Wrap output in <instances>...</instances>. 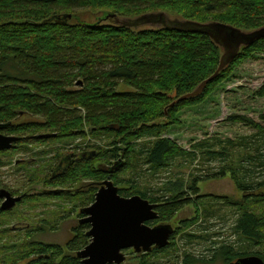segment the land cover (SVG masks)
Segmentation results:
<instances>
[{
  "label": "trees",
  "instance_id": "obj_1",
  "mask_svg": "<svg viewBox=\"0 0 264 264\" xmlns=\"http://www.w3.org/2000/svg\"><path fill=\"white\" fill-rule=\"evenodd\" d=\"M85 9L101 11L94 21H86L78 15ZM159 12L179 20L222 23L245 31L264 26V0H0V124H4L0 133L20 138L10 149L0 151V166L6 163L2 156L19 149L28 151L27 144L84 135L85 128L89 133L113 134L116 141L105 155L86 147L77 154L72 151L39 160L40 166H35L36 158L33 166L30 160L16 163L30 178L44 172L45 181L56 187L72 185L80 181V176L88 177L94 184L88 185L90 190L82 208L94 201L96 186L103 180L117 184L119 167L85 165L93 159L120 157L128 166L135 142L146 137H158L144 154L146 163L155 169L186 155L173 140L159 137L160 133L177 123V111L201 103L228 72L253 54L264 53V37L242 47L199 95L179 100L215 72L222 50L207 34L146 25L142 21L144 16ZM67 14L71 18H62ZM107 14L114 17L98 22ZM106 21L111 24H104ZM120 86L131 90L119 91ZM254 95L264 99V82ZM23 115L39 117L40 121L20 122ZM230 119L252 125L264 136V127L251 119L238 115ZM18 145L24 146L18 149ZM241 178L238 187L243 192L244 205L252 196L264 202V191L252 195L253 190L264 186V180L253 183ZM191 190L197 192L194 184ZM174 192V196L163 200H148L144 193L135 194L158 204V218L148 224L168 221L192 202L183 198L179 189ZM118 193L124 197L133 195L119 188ZM72 195L84 197L79 189ZM235 205L240 214L234 232L259 250L240 252L223 244L209 259H201L203 264L218 260L226 264L247 255H258L264 261V249H260L264 243V213L255 214L245 206ZM7 211L0 210V215ZM194 221L196 218L182 224L188 226ZM88 229L89 224L78 222L65 247L26 241L17 249L15 260L0 264H83L76 252L89 242ZM170 243L161 249L152 248L148 255L167 252ZM148 259L142 257L139 264H154ZM194 262L190 256L182 260V264Z\"/></svg>",
  "mask_w": 264,
  "mask_h": 264
},
{
  "label": "rangeland",
  "instance_id": "obj_2",
  "mask_svg": "<svg viewBox=\"0 0 264 264\" xmlns=\"http://www.w3.org/2000/svg\"><path fill=\"white\" fill-rule=\"evenodd\" d=\"M100 11L85 9L80 10L78 15L83 20L94 21ZM169 16L173 18V15ZM104 24L111 23L106 21ZM263 82L264 53L253 54L232 72H228L201 103L177 111V123L168 125L159 137L173 140L187 154L174 158L166 167L155 169L146 163L145 151L158 137L136 141L128 166L120 157V160H109L104 156L102 160L97 158L85 164L119 167L116 185L130 194L139 192L144 193L148 200H163L174 196V191L179 189L183 198L192 201L178 210L170 220L150 224L172 225L174 232L169 239L172 246L167 252L150 256L127 249L121 264H139L142 257H148L149 262L154 264H182L186 256L195 259L194 264H203L201 259H209L213 251L223 244L240 252L259 250L257 246H249L234 232V224L240 214L236 203L255 214L264 213V202H259L255 196L244 205L243 192L238 187L242 182L241 177L253 183L264 180V136L252 125L230 118L245 116L264 127V99L254 95ZM118 90L129 91L131 88L120 86ZM19 121L33 122L40 121V118L23 115ZM113 141H116L113 134L89 133L85 128L84 135L27 144L28 151H21L19 148L24 145H18V151L2 156L6 163L0 166V188L8 189L15 196L22 195L24 199L0 215V233H3L0 234V262L4 263L7 259L11 261V258L15 260L17 249L26 241L65 247L78 226V210L87 198L85 195L90 190L88 185L94 184L88 177L80 176V181L72 185L51 186L45 181L44 172L30 178L25 175L26 170L23 171L16 163L23 159L30 160L33 166L32 161L38 159L35 165L38 166L39 160L47 161L52 156H62L72 151L77 154L86 147L105 155L112 149ZM118 147L122 146L118 144ZM122 152L119 153L121 157ZM193 184L197 191L195 194L191 190ZM77 189L84 194L83 198L72 195ZM260 191H264V186L253 190L252 195ZM61 193L63 196H49ZM194 218L196 221L188 226L182 224ZM30 233L32 235L28 237ZM260 249H264V243ZM213 264L222 262L218 260Z\"/></svg>",
  "mask_w": 264,
  "mask_h": 264
},
{
  "label": "water",
  "instance_id": "obj_3",
  "mask_svg": "<svg viewBox=\"0 0 264 264\" xmlns=\"http://www.w3.org/2000/svg\"><path fill=\"white\" fill-rule=\"evenodd\" d=\"M107 17L114 15L107 14L98 22ZM62 18L69 19L71 15L67 14ZM115 21L118 23V20ZM142 21L146 25L204 33L221 47L222 53L215 72L194 91L181 96L179 100L199 95L205 84L214 79L242 47L264 37V26L245 31L222 23L200 24L179 20L169 17L164 12L148 14ZM121 24L126 22L122 21ZM3 127L4 124H0V128ZM114 127L117 128V125ZM19 140L17 136L0 133V151L10 149ZM0 197L4 198L0 205V210L4 211L10 210L21 200L20 196H13L6 189H0ZM157 205L139 195L121 196L118 187L110 179L103 180L95 192L94 201L79 210L82 217L78 222L89 224L86 232L89 242L76 252L77 257L83 264H121L125 260L124 251L127 249H133L137 253H148L154 247L164 248L168 245L174 229L170 223L153 226L147 223L158 218ZM226 264H264V261L258 255H247Z\"/></svg>",
  "mask_w": 264,
  "mask_h": 264
},
{
  "label": "flooded vegetation",
  "instance_id": "obj_4",
  "mask_svg": "<svg viewBox=\"0 0 264 264\" xmlns=\"http://www.w3.org/2000/svg\"><path fill=\"white\" fill-rule=\"evenodd\" d=\"M73 156H74V154H72V157H73ZM0 189H6V188H0ZM6 190H8V189H6ZM8 191H9V190H8ZM9 192H10V191H9ZM10 193H11V192H10ZM11 194H12V193H11ZM12 195H13V194H12ZM13 196H15V195H13ZM3 200H4V198H1V197H0V205H1V203L3 202ZM15 205H16V204H15ZM15 205H14V206H15ZM14 206H13V207H14ZM13 207H12V208H13ZM80 209H81V208H80ZM80 209H79V210H80ZM79 210H78V214H80ZM1 211H4V210H1ZM5 211H7V210H5ZM81 217H82V216H81ZM81 217H80V218H81Z\"/></svg>",
  "mask_w": 264,
  "mask_h": 264
}]
</instances>
